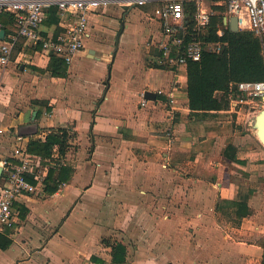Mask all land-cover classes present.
Listing matches in <instances>:
<instances>
[{"label":"crops","instance_id":"crops-1","mask_svg":"<svg viewBox=\"0 0 264 264\" xmlns=\"http://www.w3.org/2000/svg\"><path fill=\"white\" fill-rule=\"evenodd\" d=\"M189 3L228 25L218 0ZM162 4L119 1L90 12L85 48L64 74H53L51 55L23 40L0 64V165L29 153L31 138L64 133L66 142L50 157L32 154L41 160V193L19 196L15 227L0 231L11 241L0 264H116V242L126 248L124 264H262L256 108L235 105L229 94L221 110L191 111L187 66L164 60L157 46ZM6 18L5 34L13 29ZM50 169L58 181L52 194Z\"/></svg>","mask_w":264,"mask_h":264},{"label":"built area","instance_id":"built-area-1","mask_svg":"<svg viewBox=\"0 0 264 264\" xmlns=\"http://www.w3.org/2000/svg\"><path fill=\"white\" fill-rule=\"evenodd\" d=\"M123 1L143 5L157 0H0V14L10 13L13 29L0 40V64L6 66L20 41L39 47L48 55H56L71 64L85 48L89 34L87 15L103 5ZM164 4L155 9L161 20L162 32L157 41L161 57L175 66H187L190 61H200L205 50L219 53L225 48L221 40L207 41L206 34L213 12L197 7L188 21L184 2L186 0H162ZM189 1V0H188ZM200 1V0H190ZM229 15H237L239 24L264 39V0H218ZM57 7L59 22L49 29L42 25L49 9ZM3 23L0 21V30ZM224 31L220 29L218 36ZM230 96L235 105L255 102L264 98V79L242 80L230 86ZM141 104H147L145 91L140 93ZM4 174L0 179V231L13 229L19 209L16 202L22 194H39L44 180L41 160L27 151L1 161Z\"/></svg>","mask_w":264,"mask_h":264},{"label":"trees","instance_id":"trees-1","mask_svg":"<svg viewBox=\"0 0 264 264\" xmlns=\"http://www.w3.org/2000/svg\"><path fill=\"white\" fill-rule=\"evenodd\" d=\"M190 18L196 11V6L192 3L185 4ZM6 16V22L13 25V18L10 13H1L0 18ZM48 24H57L59 16L57 7L49 9L46 20ZM5 27V25H4ZM223 29L224 34L218 36L217 31ZM207 41L221 40L225 43V48L219 53L205 50L200 61H190L187 65L188 76V97L192 112L218 111L230 105V86L242 80H262L264 79V57L262 53L261 40L252 31L233 32L228 25L223 23L222 17L212 15L207 33L203 35ZM53 74H64L68 64L56 55H51ZM223 91L221 98L216 92ZM65 134L50 133L45 140L31 138L28 143V151L41 158L50 157L55 145H59L63 152L66 147ZM55 169L48 172L47 190L54 193L57 189L58 181L55 177ZM62 178V171L59 172ZM11 244L10 239L0 235V248L6 249ZM264 245V242H263ZM113 248V261L116 264H124L126 261V248L116 242ZM264 264V251L262 256Z\"/></svg>","mask_w":264,"mask_h":264},{"label":"water","instance_id":"water-1","mask_svg":"<svg viewBox=\"0 0 264 264\" xmlns=\"http://www.w3.org/2000/svg\"><path fill=\"white\" fill-rule=\"evenodd\" d=\"M228 25L231 31L238 32L239 29V19L237 15H231L228 19ZM5 35V29L0 30V38H3ZM256 128V133L259 136L261 142L264 145V108L260 109L256 115L251 120ZM2 166L0 165V175L2 173Z\"/></svg>","mask_w":264,"mask_h":264},{"label":"rangeland","instance_id":"rangeland-1","mask_svg":"<svg viewBox=\"0 0 264 264\" xmlns=\"http://www.w3.org/2000/svg\"><path fill=\"white\" fill-rule=\"evenodd\" d=\"M129 4H130V3H129ZM247 30H249V29L244 28V29H242V30H240V31H247ZM260 40H261V46H262V53H263V57H264V39H261V38H260ZM263 99H264V98H263ZM255 103H256V104L254 105L255 108H256V112H255V113H257V111H259L260 109L264 108V100H262V101H256ZM248 112H249V113L251 112V110H250V105L248 106ZM255 113H253V114L255 115ZM253 130L255 131V127H254ZM71 145H72V144H70V146H71ZM261 180H262V182H264V177H263V176H262Z\"/></svg>","mask_w":264,"mask_h":264}]
</instances>
